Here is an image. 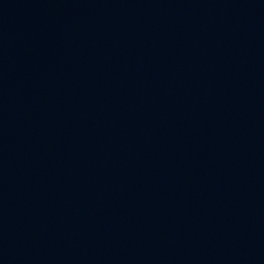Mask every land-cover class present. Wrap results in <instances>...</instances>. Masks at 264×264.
<instances>
[{
    "label": "water",
    "instance_id": "water-1",
    "mask_svg": "<svg viewBox=\"0 0 264 264\" xmlns=\"http://www.w3.org/2000/svg\"><path fill=\"white\" fill-rule=\"evenodd\" d=\"M0 264H264V0H0Z\"/></svg>",
    "mask_w": 264,
    "mask_h": 264
}]
</instances>
